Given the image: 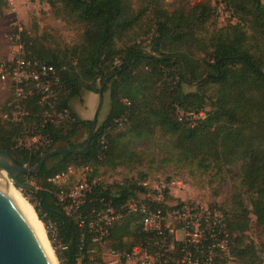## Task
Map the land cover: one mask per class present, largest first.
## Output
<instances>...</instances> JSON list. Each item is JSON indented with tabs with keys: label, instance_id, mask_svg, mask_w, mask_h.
Instances as JSON below:
<instances>
[{
	"label": "trees",
	"instance_id": "1",
	"mask_svg": "<svg viewBox=\"0 0 264 264\" xmlns=\"http://www.w3.org/2000/svg\"><path fill=\"white\" fill-rule=\"evenodd\" d=\"M45 2L55 18L82 29L79 44L70 48H50L41 37H21L26 58L58 70L62 87L56 108L68 116L58 125L42 124L46 106L35 94L27 101L26 118L12 122L9 99L1 108L8 115L0 122V151L30 169L54 150L79 151L90 138L93 120L79 119L70 102L82 91L109 97L106 118L96 124L83 152L54 155L37 174L20 177L22 182H34V189L24 191L37 203L38 219L58 228L66 246L55 252L59 264L89 260L96 247L89 233L95 220L92 210L110 204L121 212L146 188L131 180L96 184L82 205L67 215L57 198L62 189L49 179L70 166H91L89 180L101 167L129 168L132 162L140 166L130 144L157 134L170 142L165 163L214 170L217 175L237 168L238 181L223 211L230 248L240 264H263V248L247 233L252 221L264 226V0H224L237 22L211 32L207 26L215 18V8L207 2L171 12L164 8L165 0H139L135 7L131 0ZM6 6L7 0H0V11ZM143 37H148L146 44ZM200 113L203 117L194 118ZM30 123L46 139L43 148L19 145ZM82 128L87 138L73 143L72 137ZM101 136L108 142L103 153ZM120 219L110 227L108 247L129 251L142 239L141 218Z\"/></svg>",
	"mask_w": 264,
	"mask_h": 264
},
{
	"label": "rangeland",
	"instance_id": "2",
	"mask_svg": "<svg viewBox=\"0 0 264 264\" xmlns=\"http://www.w3.org/2000/svg\"><path fill=\"white\" fill-rule=\"evenodd\" d=\"M138 1L131 0L134 7L138 5ZM199 2L210 3L215 8V18L207 26L209 32L214 28H222L230 24V22H237L238 17L234 16V14L231 18L227 17L230 14L229 12L232 11L223 3L224 0L221 4L219 0H165L164 8L171 12L180 6L189 8ZM81 33L82 29L79 26L66 24L55 18L52 9L45 0H7L6 8L0 11V63L8 61L14 56V48L18 44L24 48V42L21 38L22 34L29 38L41 37L43 43L50 48L57 46L70 48L79 44ZM141 41L146 44L148 37L141 38ZM194 55L198 59L203 58V54L201 55L198 52H194ZM192 90L194 88H186V91ZM9 99L10 91L8 85L0 81V122L10 114L9 112L5 114L6 112L1 111V108L7 104ZM70 107L81 120L92 121L94 116L97 115L96 124H100L108 113L109 97L106 93L102 95V100H100L98 94L82 91L79 99H73L70 102ZM26 112L28 115V111ZM41 118L42 124L44 120L47 121L51 118L54 125H58L65 122L67 117L65 119H59L53 115L48 117V113L44 110ZM194 118H199V116H194ZM87 136V130L82 128L76 131L71 141L75 144H81ZM18 143L21 146L37 150V148H43L46 139L35 130V124L30 123L18 139ZM169 143L167 138H163L158 134L150 140L132 142L130 148L138 155V161L141 165L139 166L137 162H132L129 167H134L132 169L117 168L115 170L101 167L94 180L103 186L118 185L125 180L135 181L139 185L145 186L146 192L138 194L135 200V202L140 204H152L154 206L160 204L159 208H163L186 202L214 208L223 214V211L228 208L233 187L238 181L237 168H232L230 172L224 175H217L214 170L202 171L192 166L177 167L178 165L174 163H165L168 157ZM59 147H63V145H59ZM80 178L81 174L77 173L71 176L68 185L60 186L62 191L75 190ZM25 183L34 186L33 181H25ZM17 191L32 208L35 219L41 223L47 249L56 264H59L55 254L58 251H56V247L49 240L47 233L49 231L48 224L51 222L43 223L40 221L34 209L37 203L32 196L24 190L20 191L17 189ZM60 197L62 196L58 193L57 198L59 199ZM223 217L225 219L224 214ZM247 236L263 248L262 258L264 264V226L258 227L252 221ZM107 249L108 247L103 249L95 247L87 262L81 263V260L79 262L81 264H108L111 259L107 255Z\"/></svg>",
	"mask_w": 264,
	"mask_h": 264
},
{
	"label": "built area",
	"instance_id": "3",
	"mask_svg": "<svg viewBox=\"0 0 264 264\" xmlns=\"http://www.w3.org/2000/svg\"><path fill=\"white\" fill-rule=\"evenodd\" d=\"M220 4L223 0H219ZM224 3V2H223ZM225 4V3H224ZM226 5V4H225ZM227 7V6H226ZM232 17L233 13L229 12ZM0 81L8 85L12 122H22L27 116V101L33 95L40 96L48 117L65 119L66 110L56 108L61 90L60 74L50 65L26 58L24 48L18 44L14 56L0 63ZM203 114L200 113L199 117ZM54 125L52 119L44 123ZM100 151H106L105 136L99 139ZM102 153L99 158L102 157ZM91 166H70L54 175L49 181L56 186L68 185L71 176L81 174L80 182L73 191H62L58 200L69 215L77 209L97 183L89 180ZM95 220L89 224L91 244L101 249L108 247L109 230L114 221L127 216L141 218V241L129 251H117L108 247V264H240L230 248V236L223 214L214 208L186 202L158 208L134 202L115 211L110 204L104 210L91 211ZM48 238L56 251L66 250L56 224L49 223ZM81 226V223H80Z\"/></svg>",
	"mask_w": 264,
	"mask_h": 264
},
{
	"label": "water",
	"instance_id": "4",
	"mask_svg": "<svg viewBox=\"0 0 264 264\" xmlns=\"http://www.w3.org/2000/svg\"><path fill=\"white\" fill-rule=\"evenodd\" d=\"M102 100V94H98ZM94 116L90 138L79 150L57 149L43 156L34 169L18 165L8 152L0 151V264H52L41 241L18 202L1 186L2 173L14 188L32 190L34 186L20 181L22 175L37 174L45 161L57 154L83 152L96 126Z\"/></svg>",
	"mask_w": 264,
	"mask_h": 264
},
{
	"label": "bare ground",
	"instance_id": "5",
	"mask_svg": "<svg viewBox=\"0 0 264 264\" xmlns=\"http://www.w3.org/2000/svg\"><path fill=\"white\" fill-rule=\"evenodd\" d=\"M1 186L5 189V191L10 196H12L18 202V204L20 205V207L24 211L25 215L29 219L30 223L32 224L33 228L35 229V231H36V233H37V235H38V237H39V239L41 241V244H42L46 254L48 255L51 263L52 264H56V262L54 261V258L52 257L51 253L47 249L46 243L44 241V236H43V230H42L41 223L38 222V220L35 219L34 213L32 211V208L22 199L20 193L17 191L16 188H14V186L11 184V182L6 179L4 173H2Z\"/></svg>",
	"mask_w": 264,
	"mask_h": 264
},
{
	"label": "crops",
	"instance_id": "6",
	"mask_svg": "<svg viewBox=\"0 0 264 264\" xmlns=\"http://www.w3.org/2000/svg\"><path fill=\"white\" fill-rule=\"evenodd\" d=\"M78 264H81V263L78 261Z\"/></svg>",
	"mask_w": 264,
	"mask_h": 264
}]
</instances>
